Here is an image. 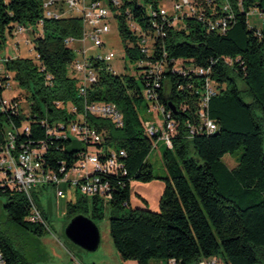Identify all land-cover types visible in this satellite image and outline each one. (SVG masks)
Segmentation results:
<instances>
[{"label": "trees", "instance_id": "obj_1", "mask_svg": "<svg viewBox=\"0 0 264 264\" xmlns=\"http://www.w3.org/2000/svg\"><path fill=\"white\" fill-rule=\"evenodd\" d=\"M45 1L0 0V46L5 45L7 34L13 36L23 27L33 35L36 51L35 59L18 56L2 62L0 144L5 145L12 132L15 156L44 146L45 169L62 177V169L70 170L91 147L74 149L81 142L49 134L75 121L68 104L82 112L79 80L72 68L76 54L65 41L82 37L83 21L72 15L45 18ZM105 1L113 5L112 0ZM120 1L116 19L124 59L137 65L143 92L133 76L113 74L100 63L98 82L89 90L88 100L114 104L122 113L123 125L91 115L86 119L103 135V143L96 146L104 152L102 160L111 150L126 153L121 159L126 174L106 176L112 195L108 203L84 196L69 202L70 221L78 214L94 222L108 215L113 244L126 262L198 264L217 257L222 264H264V30L250 28L247 21L252 9L264 14V0H196L203 6L202 18L185 17L176 26L159 14L164 0ZM130 24L154 38L152 52L145 51L142 36L135 35ZM156 64L162 66L158 75L151 72ZM182 67L187 74L178 71ZM8 77L27 94V110L16 99V109L3 105L4 86L11 82ZM207 79L217 89L207 110L216 130L191 135L190 127L201 123L198 112ZM147 89L155 93L150 102L161 105L166 117L178 125L163 157L168 177L161 179L165 187L157 211L135 208L118 215L130 206L134 181L156 179L147 158L161 134H147L137 110ZM239 150L237 166L230 169L222 158ZM2 184L7 220L35 235L45 234V225L29 219L26 195ZM0 252L5 264H26L1 228Z\"/></svg>", "mask_w": 264, "mask_h": 264}, {"label": "built area", "instance_id": "obj_2", "mask_svg": "<svg viewBox=\"0 0 264 264\" xmlns=\"http://www.w3.org/2000/svg\"><path fill=\"white\" fill-rule=\"evenodd\" d=\"M113 5L107 1H95V0H46L44 2V16L49 19H57L63 15L66 16H78L83 21V35L79 39L68 38L65 43L68 47L72 48L74 52L79 54L72 65L73 71L79 80L78 94L83 99L82 112L72 104H68L67 109L70 113L75 114L77 117L75 121L68 125L62 126L61 131L55 129L49 132L50 135L62 136L64 138H74L78 142L91 146L86 153L81 155V159L68 171L65 168L62 169V177H59L51 169H45L42 162V155L45 151V147L41 149L29 150L26 149L18 156L13 154L15 150V136L14 133L8 132L7 143L0 144V166L3 168V176L0 181L2 186L17 190L24 193L30 204V216L31 222L40 223L45 225V220L39 207L35 203L32 190L37 187L43 186H67L76 189L82 196L86 198H99L105 202H109L112 199L110 193V184L106 180V176L117 177L119 175H125L124 163L121 161L126 156L124 151L116 152L110 151V156L102 160L103 151L96 149V146L103 143V135L94 127L87 123V115H91L98 118H107L112 120L117 126L123 125L122 113L117 109L114 104L104 102H90L88 100L89 90L98 82V69L100 63L107 65V68L113 74L116 72L113 69L112 60L115 58V52L110 51L107 54H91L88 55L86 50V42L89 39L96 48H103L106 46L105 37L111 32V21L116 20V15L119 13L116 8L120 6V0H112ZM174 16L168 14L161 7L159 8L160 16L171 26H176V22L179 23L185 17H199L202 18L201 10H199L197 4L192 0H179L173 4ZM156 13L152 12V16ZM264 19V14H260ZM133 31H136L138 27L130 24ZM225 26V25H224ZM20 33H25L26 29L20 27L18 30ZM158 33L160 31L158 30ZM142 39L145 36L146 39L141 41L142 47L146 52H149V48L146 46V41L149 36L141 35ZM154 39L153 37H150ZM76 44L83 45V48L76 47ZM231 62V60H226ZM151 72L158 75L161 72L162 66L156 64L151 66ZM183 74H187L185 68L178 70ZM190 71L199 74H204L203 70L191 69ZM5 74V68L3 63H0V80ZM10 78V77H8ZM11 80V78H10ZM6 91L11 90L10 81L4 86ZM217 94V89L214 82L211 79H207L204 84V91L201 93L200 107L198 115L200 117V124L198 128L190 127L191 135L197 132L212 133L216 130V125L208 118L207 110L209 102ZM144 96L148 101L155 99L154 89H147L144 92ZM154 107L158 109V113L163 114L164 121L161 122L160 130L149 122L143 124L145 131L150 136H155L160 132V139L164 140L169 148H171V138L176 135L178 125L174 120L166 117L165 109L158 103L152 102ZM3 105L8 109H16L17 103L13 100H7L4 98ZM58 106H61L58 104ZM3 110V108H2ZM4 111V110H3ZM27 131L28 129L25 128ZM72 135V137H71ZM57 197L62 199L65 197V192L61 189L57 191ZM79 264L78 262H76ZM0 264H5L3 255L0 252ZM168 264H177L176 261L171 260ZM198 264H222L217 257L201 260Z\"/></svg>", "mask_w": 264, "mask_h": 264}, {"label": "rangeland", "instance_id": "obj_3", "mask_svg": "<svg viewBox=\"0 0 264 264\" xmlns=\"http://www.w3.org/2000/svg\"><path fill=\"white\" fill-rule=\"evenodd\" d=\"M176 1L179 0H164L160 7L171 16H174L172 7ZM192 1L197 4L199 10H202L203 6L200 2L197 1V3L196 0ZM247 21L250 28L264 30V19L260 16L258 10L252 9L248 15ZM175 24L177 25L179 23L176 22ZM111 29L112 32L105 37L106 46L101 49L96 48L92 42L87 39L86 50L88 51V55H105L110 51H114L115 58L111 62L113 69L116 72H125L133 76L143 92V85L140 80V73L137 70V65H131L124 59V44L119 35L116 20L111 21ZM133 32L137 36L143 34L141 28H137V30ZM6 38L5 45L0 46V63L7 58L18 56L35 59L36 51L33 35L27 32H16L13 36L7 34ZM143 39L145 40L146 37L144 36ZM147 39L146 46L152 52L154 40L150 37ZM76 47L83 48V45L76 44ZM75 54L79 57L77 52H75ZM10 83L12 89L5 92L4 98L7 100H18L21 107L27 110V103L25 101L27 94L19 88L17 82L13 79ZM137 110L143 124L149 122L151 125L155 126L156 129L160 130V125L161 122L164 121V116L158 113V109L154 107L152 102L146 99L138 101ZM85 148L86 145L82 143H76L74 145V149ZM167 149L168 147L164 140L158 139L156 141V145L147 158L148 162L153 166L156 179L149 183L134 181L132 183L130 206L119 211L118 215H123L135 208H147L153 211L157 209L165 187L164 181L161 179L168 177V172L163 160ZM191 153H193L192 149ZM241 153L242 151L239 150L233 155H226L222 158V161L232 169L237 166V159L240 157ZM59 189L65 192V197L62 199L57 197V191ZM137 193H139L147 203L145 200L142 201L137 196ZM32 196L35 203L44 214L47 232L41 236L31 233L13 222H9L4 211L6 197L0 196V228L4 232H7L11 245L25 258L26 264H75L76 262L80 264H138L135 261L126 262L120 258L110 235L108 215L103 219L95 220L101 235V242L97 251L87 252L73 244L66 237L65 230L70 223L67 205L69 202H76L77 199L82 197V194L77 192L76 189L67 186H43L34 188L32 190ZM150 264H168V262L165 260H153Z\"/></svg>", "mask_w": 264, "mask_h": 264}, {"label": "water", "instance_id": "obj_4", "mask_svg": "<svg viewBox=\"0 0 264 264\" xmlns=\"http://www.w3.org/2000/svg\"><path fill=\"white\" fill-rule=\"evenodd\" d=\"M172 111L175 107L169 104ZM66 237L76 246L87 252L98 250L101 235L97 224L85 215H77L68 224L65 230Z\"/></svg>", "mask_w": 264, "mask_h": 264}, {"label": "crops", "instance_id": "obj_5", "mask_svg": "<svg viewBox=\"0 0 264 264\" xmlns=\"http://www.w3.org/2000/svg\"><path fill=\"white\" fill-rule=\"evenodd\" d=\"M137 196L143 201V200H145L144 198H142L140 195H139V193H137ZM145 202L147 203V201L145 200ZM159 208V206L157 207V209ZM157 209H155V211L157 210ZM92 260H93V258H92ZM98 261V260H97ZM75 264H77V263H75ZM80 264V263H79ZM93 264H95V263H93Z\"/></svg>", "mask_w": 264, "mask_h": 264}]
</instances>
